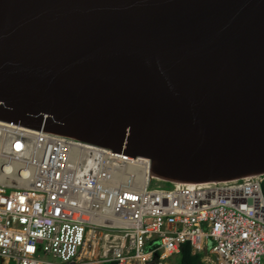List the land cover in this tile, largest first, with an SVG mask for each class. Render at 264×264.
Wrapping results in <instances>:
<instances>
[{
	"label": "water",
	"instance_id": "obj_1",
	"mask_svg": "<svg viewBox=\"0 0 264 264\" xmlns=\"http://www.w3.org/2000/svg\"><path fill=\"white\" fill-rule=\"evenodd\" d=\"M15 120L24 142L141 156L164 181L264 173V0H0V121Z\"/></svg>",
	"mask_w": 264,
	"mask_h": 264
},
{
	"label": "built area",
	"instance_id": "obj_2",
	"mask_svg": "<svg viewBox=\"0 0 264 264\" xmlns=\"http://www.w3.org/2000/svg\"><path fill=\"white\" fill-rule=\"evenodd\" d=\"M26 130L0 121L3 264H173L182 243L204 264H264V174L164 181L147 158Z\"/></svg>",
	"mask_w": 264,
	"mask_h": 264
},
{
	"label": "trees",
	"instance_id": "obj_3",
	"mask_svg": "<svg viewBox=\"0 0 264 264\" xmlns=\"http://www.w3.org/2000/svg\"><path fill=\"white\" fill-rule=\"evenodd\" d=\"M263 194H264V186H263ZM102 264H115V262H107ZM173 264H204V263L201 262L199 254L191 253L188 243H182L179 246V253L177 254V256H175V258H173Z\"/></svg>",
	"mask_w": 264,
	"mask_h": 264
},
{
	"label": "bare ground",
	"instance_id": "obj_4",
	"mask_svg": "<svg viewBox=\"0 0 264 264\" xmlns=\"http://www.w3.org/2000/svg\"><path fill=\"white\" fill-rule=\"evenodd\" d=\"M86 27L84 28V30H83V36L85 37L86 36ZM78 37H80L82 34H76ZM20 130H22V129H20ZM23 131V130H22ZM27 131V130H26ZM30 132V131H29ZM17 146V145H16ZM260 174H264V173H260ZM260 174H257V175H260ZM252 176H254V175H252ZM248 177V176H247ZM114 179H116L119 183L121 182V184L122 183H124V187L128 190L129 189V185L128 184H125V182H124V179H123V177H122V175H120V177L119 178H117V176H114ZM263 186H264V184H262V189H263ZM1 264H3L2 262H1Z\"/></svg>",
	"mask_w": 264,
	"mask_h": 264
},
{
	"label": "rangeland",
	"instance_id": "obj_5",
	"mask_svg": "<svg viewBox=\"0 0 264 264\" xmlns=\"http://www.w3.org/2000/svg\"><path fill=\"white\" fill-rule=\"evenodd\" d=\"M166 186H169L168 184H165Z\"/></svg>",
	"mask_w": 264,
	"mask_h": 264
},
{
	"label": "flooded vegetation",
	"instance_id": "obj_6",
	"mask_svg": "<svg viewBox=\"0 0 264 264\" xmlns=\"http://www.w3.org/2000/svg\"><path fill=\"white\" fill-rule=\"evenodd\" d=\"M18 122V120H16Z\"/></svg>",
	"mask_w": 264,
	"mask_h": 264
}]
</instances>
